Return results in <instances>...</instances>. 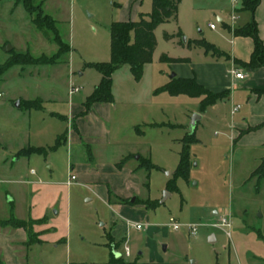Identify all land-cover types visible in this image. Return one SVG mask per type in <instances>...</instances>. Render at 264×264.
Returning a JSON list of instances; mask_svg holds the SVG:
<instances>
[{"label":"rangeland","instance_id":"rangeland-1","mask_svg":"<svg viewBox=\"0 0 264 264\" xmlns=\"http://www.w3.org/2000/svg\"><path fill=\"white\" fill-rule=\"evenodd\" d=\"M34 3H41L56 21L71 51L56 65H17L0 76V233L15 230L3 226L2 220L30 221V231L22 229L24 242L14 245L20 264H110L113 253L133 264H264V180L259 184L257 178L250 179L264 148L234 146L232 104L202 111L198 98L165 91L176 70L189 73L195 67L190 61L161 62L163 54L184 57L178 43L187 37L229 48L232 36L218 18L229 26L242 25L246 15L238 12L241 0H182L178 21L156 29L157 48L141 77L137 79L128 65L114 72L111 121L98 114L84 116L87 136L76 133L70 119L102 77L88 64L110 62L112 23L139 20L140 13L151 11L152 0ZM211 24L216 29H210ZM180 29L184 36L178 35ZM165 33L174 40H166ZM53 38L52 31L42 32L32 24L21 4L0 0V66L13 53L56 56ZM8 46L13 51L6 52ZM203 52L195 47L192 56L198 61ZM75 88L79 91L73 94ZM20 99V104L43 101V108H16ZM50 112L56 115L50 117ZM96 119L106 132H92ZM63 134L67 141L52 150ZM191 134L195 140L189 148L188 174L169 191L184 140ZM30 147L47 153L17 156ZM132 153L149 159L155 168L132 174L130 169L141 162L131 158L127 172H121L117 164ZM120 197L130 198L127 204L135 197L136 205L122 209L117 206ZM143 201L158 205L147 208L139 203ZM222 216L230 227H213ZM170 218L180 230L169 226ZM194 225L196 235L189 229ZM110 234L124 235L127 243L122 238L112 247L116 239L110 245Z\"/></svg>","mask_w":264,"mask_h":264},{"label":"trees","instance_id":"trees-1","mask_svg":"<svg viewBox=\"0 0 264 264\" xmlns=\"http://www.w3.org/2000/svg\"><path fill=\"white\" fill-rule=\"evenodd\" d=\"M15 6L22 5L24 10L32 17V24L42 32L52 31L54 34L53 41L58 48V54L54 57H47L43 55L41 57H33L28 53H13L11 58L2 66H0V76L6 73L10 68L17 65H56L59 63V58L62 54L71 51V46L62 40L60 32L56 26V21L45 14L42 9V4H35L34 0H14ZM182 0H152V10L149 14H140L138 21L127 22H114L111 25V60L107 63H91L90 67L97 69L102 79L96 86L92 95L87 99L85 103V112L82 115H86L91 110L92 106L96 103H114L115 98L112 92L114 72L124 65L130 66L133 74L137 79L141 77L143 67L149 64L153 60L155 50L157 48V39L155 35L156 29L172 20L178 19L179 6ZM260 5V0H242V10L255 12ZM179 36H184L181 31ZM235 36L251 37L254 39V50L249 63H245L246 68H260L264 67V43L259 37L258 24L255 20L242 28L234 31ZM165 39L171 40L172 36L165 33ZM189 46H196L204 49L206 55H211L215 58L230 59V56L218 49L215 45L207 42L205 39L188 41ZM188 59H174L168 57L166 54L161 56V62H187ZM164 90L173 96L187 95L193 98H202L201 110L206 111L210 106L215 105L220 100L228 97L229 92L213 93L206 89L203 85H200L196 79H183L175 77L168 85L164 87ZM24 106L28 109L41 110L43 103L40 100L27 101ZM140 131V129H137ZM141 132V131H140ZM194 135L191 134L184 140V147L181 153V160L178 169L175 171L173 178L168 182L169 191L176 189V181L178 178L186 177L191 165V154L189 151L190 144L194 141ZM66 142V134L60 136L52 150L58 149L63 143ZM46 154L47 150L44 148H26L22 149L17 156H29L31 154ZM139 167L135 170L146 169L150 172L155 166L150 160L140 159ZM126 160H122L117 164L118 169H122ZM257 178L260 184L264 180V157L260 165L253 171L251 178ZM111 197V195H110ZM123 203H128L126 200H122ZM140 203V202H139ZM147 208L157 207V203L150 201H143ZM3 226H12L15 229H24L30 231V225L28 222L11 219L2 220ZM109 244L111 245L113 240L112 236H109ZM119 243H116L112 247H116ZM111 247V246H110ZM110 264H133L124 262L122 258H117L116 253L112 255Z\"/></svg>","mask_w":264,"mask_h":264},{"label":"crops","instance_id":"crops-1","mask_svg":"<svg viewBox=\"0 0 264 264\" xmlns=\"http://www.w3.org/2000/svg\"><path fill=\"white\" fill-rule=\"evenodd\" d=\"M238 12H242L241 13L242 17L243 15H246L245 17L246 20L244 19V22L239 27L229 26L224 23L223 19H221L220 17L218 18V21L222 22L224 27L229 30L232 36V40L230 41L231 45L229 48L223 46H218V47L216 45L215 46L221 51L227 53L230 56V59L228 60L225 58H215L211 55H206L204 51L203 55L199 57L198 61H196L192 56V53L196 46H189L188 41L189 40L196 41L205 38L191 39L190 37H187L186 42L178 43L180 44V46H182V49L185 52L184 57H180V58L174 57V59H188V61H190L194 65L195 69L191 70L189 73H184L182 71L176 70L177 75L175 74V77H179L183 79L194 78L200 85H203L206 89L210 90L213 93H222L226 91L229 92L227 98L220 100L218 103L213 105L212 108L217 109V107H219L218 105L223 103L232 104L231 137L234 140L233 141L234 146L238 145L239 147L242 148H248L254 150V149L264 148V67L246 68L244 66L245 63H249L251 60V56L254 50V39L251 37L235 36L234 31L236 29L242 28L243 26L255 20L258 24L259 37L264 43V0H260V5L255 12L242 10V0H241V10ZM149 13H140V14L146 15ZM236 19L238 18L236 16H233V20L235 21ZM176 21H178V19ZM122 22H127V21H122ZM235 26H237V24ZM210 29L212 28L210 27ZM214 29H216V26ZM170 36H172V39L169 41L174 40L173 35ZM237 72L243 73L244 77L237 78L235 75ZM174 78H172L171 76V80ZM72 93L74 94V92ZM90 96L86 98L83 105H80L78 107L76 105V109L73 110L70 119V121H72L73 123V128L75 132L78 133L79 135L87 136L86 135L87 133L84 132V128L82 127L85 117L90 118L91 115L98 114L101 116L103 115L105 118H107L108 122L111 121L110 105H112L113 103H96L92 106L89 113H87L86 115H82L86 110L85 103ZM37 99H41V98H37ZM198 99L201 102L202 98H198ZM21 100L22 99H20L19 101ZM35 100H23V103L20 104L19 108H21L25 102L35 101ZM76 114L78 115L75 116ZM49 115L50 117H54L56 114L54 112H50ZM79 116H82V119H78L80 118ZM58 117L65 119L63 116H58ZM77 120L78 123L81 124L80 130L77 125L78 124ZM93 124L94 125L92 127L93 128L92 132L95 133L96 135L97 133L100 134L102 132H106V130L104 131V125L100 119L94 120ZM59 137L60 136H58V138ZM140 157L141 156H137L136 153H132L129 156V158L126 157L127 159H123V160H126V163L131 158L135 159L136 161H139ZM126 163L123 166V168L120 169L121 172L125 171L126 173L127 169H129V168L125 169V167H127ZM136 167L134 169L132 168L130 169L132 174L136 172L135 170L139 167V165L137 168ZM109 198H110V192H109ZM128 199L130 198L120 197L118 199L120 200V202L119 203L117 202V206L123 209L124 206L127 205H136L135 197L132 198V200L134 199V202H132L131 200L130 204L121 202L122 200H128ZM140 203L142 204V202ZM111 236L114 239H116V243H120L122 238L126 239L124 235H118L116 237L114 235ZM25 238H26V232L22 229L12 230L10 234H7V232L0 233V252L3 255L4 264H7V262L9 261L8 259H10L11 262L20 264L19 256L14 249L15 248L14 245L17 242L23 243ZM125 242L127 243V239L125 240Z\"/></svg>","mask_w":264,"mask_h":264},{"label":"built area","instance_id":"built-area-1","mask_svg":"<svg viewBox=\"0 0 264 264\" xmlns=\"http://www.w3.org/2000/svg\"><path fill=\"white\" fill-rule=\"evenodd\" d=\"M210 27L212 29H214L215 25H210ZM235 75H236L237 78H243L244 77L243 73H241V72H239V73L237 72ZM78 91H79V89L75 88V89H73L72 92H78ZM71 179L72 180H76V176L72 175ZM220 220H221V222L219 224L213 225V227H222V228H226V227L229 228L230 227L229 219L227 217L222 216V217H220ZM169 226L175 231H178V230L181 229V225L179 223H177L174 218H170ZM136 228L141 230L143 228V226L142 225H137ZM189 229L191 230V233L193 235H196L197 226H195V225L191 226V227H189ZM130 254H131L130 249H129L128 246H126L125 257H127V258L130 257Z\"/></svg>","mask_w":264,"mask_h":264},{"label":"water","instance_id":"water-1","mask_svg":"<svg viewBox=\"0 0 264 264\" xmlns=\"http://www.w3.org/2000/svg\"><path fill=\"white\" fill-rule=\"evenodd\" d=\"M184 42H186V38L184 39ZM11 51H13V47L12 46H8L7 48H6V52H11ZM175 77V74H173L172 75V78H174ZM15 107L16 108H19L20 107V101H17L16 103H15ZM195 117H197L196 119H199L200 118V116H198V115H196ZM195 119V120H196ZM193 126L195 125V122L193 121V124H192ZM138 158V157H137ZM167 196H168V194H167ZM132 202H134V199L132 200ZM116 257H120V254H117L116 253Z\"/></svg>","mask_w":264,"mask_h":264}]
</instances>
